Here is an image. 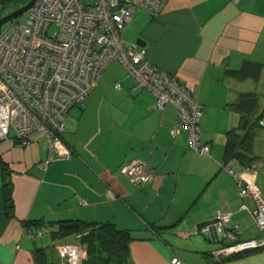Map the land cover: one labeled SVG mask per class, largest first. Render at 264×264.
Masks as SVG:
<instances>
[{
    "label": "crops",
    "instance_id": "obj_1",
    "mask_svg": "<svg viewBox=\"0 0 264 264\" xmlns=\"http://www.w3.org/2000/svg\"><path fill=\"white\" fill-rule=\"evenodd\" d=\"M121 38L143 46L152 64L195 92L211 156L189 147L173 103L155 108L154 96L135 88L121 63L112 62L83 105L67 112L62 138L73 149L70 157L43 166L48 147L41 137L23 146L0 141L13 204L8 214L0 167V264H61L58 245L85 246L91 228L100 238L113 228L128 232L123 264H168L175 254L185 264H264V245L216 259L212 251L222 243L200 232L218 211L229 210L228 226H238L239 240L264 236L254 201L239 196L242 186L228 171L261 162L257 184L264 168L253 126L264 105L247 117L233 107L240 94H257L264 72V0H167L157 14L135 8ZM244 66L249 74L259 67L257 77H239ZM229 138L241 157L226 152ZM133 159L150 171L140 186L119 171ZM35 221L42 234L32 240L27 227ZM74 221L79 225L56 232Z\"/></svg>",
    "mask_w": 264,
    "mask_h": 264
},
{
    "label": "built area",
    "instance_id": "obj_2",
    "mask_svg": "<svg viewBox=\"0 0 264 264\" xmlns=\"http://www.w3.org/2000/svg\"><path fill=\"white\" fill-rule=\"evenodd\" d=\"M166 1L34 0L29 9L0 28V141L11 139L23 146L41 137L48 147L43 166L70 157L73 149L62 138L67 112L83 105L103 71L118 61L135 88L154 96L155 108L168 102L175 105L176 126L187 131L189 147L210 157V143L202 141L199 125L203 106L195 92L174 73L152 64L143 46L121 38L135 8L157 14ZM114 87L119 89L120 82ZM258 123L264 126V115ZM257 165L228 171L242 186L239 196L254 201L252 214L264 230V189L256 184ZM119 171L135 186L150 175L138 159L125 162ZM230 215L229 210H220L200 227L209 240L222 243L212 251L216 259L264 245V236L239 240L238 226H228ZM41 234V227L27 230L32 240ZM57 250L61 264H81L87 256L78 242L61 243ZM168 264L185 263L175 254Z\"/></svg>",
    "mask_w": 264,
    "mask_h": 264
},
{
    "label": "trees",
    "instance_id": "obj_3",
    "mask_svg": "<svg viewBox=\"0 0 264 264\" xmlns=\"http://www.w3.org/2000/svg\"><path fill=\"white\" fill-rule=\"evenodd\" d=\"M24 3V2H23ZM248 66H244L241 70H238L237 74L240 77H245L248 75H253L257 77L258 72H259V67H257L254 71H252L249 74ZM258 100H257V94L256 93H251V92H245L240 94L238 97V100L233 103V107L238 110L242 116L247 117L249 116L252 112H254L256 106H257ZM264 115V113H261L260 115L257 116L255 119V122L253 123V126L259 125L258 120L259 117ZM249 137L245 138L244 140L250 139L251 136L253 135V130H251L248 133ZM225 150L228 154L231 155H236L238 157H241V152H238L235 150L236 147L233 146V140L231 138L228 139L226 145H225ZM234 147V148H233ZM0 167L4 171V178H3V191H4V198H5V203H6V212L8 214L12 213V198H11V184L8 179L5 178V173H6V167L5 165L0 161ZM79 225L77 221L74 222H63L60 224L59 229L56 232H60L63 227H68V226H77ZM107 225V224H104ZM109 225V224H108ZM35 226L41 227L42 223L41 221H35L32 223L28 224L27 230L34 228ZM42 229V228H41ZM90 233L87 235V237H91L90 241L88 244L82 243L84 249L86 250V259L82 261L81 264H84L88 262L90 259V262L94 264H123L124 261L126 260V254H127V243L131 239L130 236H128V232L126 230H119L116 228H113L110 233L108 234H101V238L98 237V234L94 231V228H91ZM36 239V238H35ZM34 240V239H33ZM97 240L96 243L100 244V247L95 246V241ZM102 245V248H101ZM101 248V249H99ZM97 250V252L93 253L92 250Z\"/></svg>",
    "mask_w": 264,
    "mask_h": 264
},
{
    "label": "rangeland",
    "instance_id": "obj_4",
    "mask_svg": "<svg viewBox=\"0 0 264 264\" xmlns=\"http://www.w3.org/2000/svg\"><path fill=\"white\" fill-rule=\"evenodd\" d=\"M26 1L27 0H0V17L10 12L11 10L21 6ZM9 22L10 21L4 23L1 28L5 27ZM255 91L257 92L258 103L261 106L264 105V72H262L260 76V81ZM254 139L256 148L258 149V153H260V155L262 156L261 159H264V126H254ZM257 184L261 185L260 187L264 188V168L260 170L257 178Z\"/></svg>",
    "mask_w": 264,
    "mask_h": 264
},
{
    "label": "water",
    "instance_id": "obj_5",
    "mask_svg": "<svg viewBox=\"0 0 264 264\" xmlns=\"http://www.w3.org/2000/svg\"><path fill=\"white\" fill-rule=\"evenodd\" d=\"M33 2H34V0H27L21 6L13 9L10 12L1 16L0 17V28L4 23H6V22L16 18L17 16L21 15L22 13H24L27 9H29V7L32 5Z\"/></svg>",
    "mask_w": 264,
    "mask_h": 264
}]
</instances>
